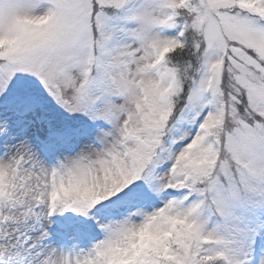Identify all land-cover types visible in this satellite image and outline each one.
Listing matches in <instances>:
<instances>
[{"label": "snow or ice", "instance_id": "snow-or-ice-1", "mask_svg": "<svg viewBox=\"0 0 264 264\" xmlns=\"http://www.w3.org/2000/svg\"><path fill=\"white\" fill-rule=\"evenodd\" d=\"M0 264H264V0H0Z\"/></svg>", "mask_w": 264, "mask_h": 264}]
</instances>
